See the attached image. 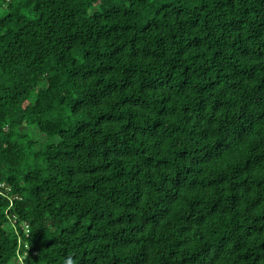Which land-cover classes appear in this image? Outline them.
Instances as JSON below:
<instances>
[{
  "label": "trees",
  "instance_id": "16d2710c",
  "mask_svg": "<svg viewBox=\"0 0 264 264\" xmlns=\"http://www.w3.org/2000/svg\"><path fill=\"white\" fill-rule=\"evenodd\" d=\"M0 264H264V0H0Z\"/></svg>",
  "mask_w": 264,
  "mask_h": 264
},
{
  "label": "built area",
  "instance_id": "2783aa9c",
  "mask_svg": "<svg viewBox=\"0 0 264 264\" xmlns=\"http://www.w3.org/2000/svg\"><path fill=\"white\" fill-rule=\"evenodd\" d=\"M9 221H10L11 227L15 233L16 232L15 217L11 218ZM20 227L22 230H24L25 235H28V224L24 222L20 225ZM20 241H21V239L18 237V242L20 243ZM23 257H24V255H18V260L21 261L23 259Z\"/></svg>",
  "mask_w": 264,
  "mask_h": 264
},
{
  "label": "rangeland",
  "instance_id": "374dc122",
  "mask_svg": "<svg viewBox=\"0 0 264 264\" xmlns=\"http://www.w3.org/2000/svg\"><path fill=\"white\" fill-rule=\"evenodd\" d=\"M9 228H10V226H9Z\"/></svg>",
  "mask_w": 264,
  "mask_h": 264
}]
</instances>
